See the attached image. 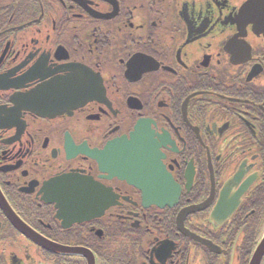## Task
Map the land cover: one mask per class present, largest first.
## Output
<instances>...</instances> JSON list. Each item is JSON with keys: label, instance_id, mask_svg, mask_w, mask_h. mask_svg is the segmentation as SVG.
<instances>
[{"label": "flooded vegetation", "instance_id": "1", "mask_svg": "<svg viewBox=\"0 0 264 264\" xmlns=\"http://www.w3.org/2000/svg\"><path fill=\"white\" fill-rule=\"evenodd\" d=\"M263 234L264 0H0V264H249Z\"/></svg>", "mask_w": 264, "mask_h": 264}, {"label": "water", "instance_id": "2", "mask_svg": "<svg viewBox=\"0 0 264 264\" xmlns=\"http://www.w3.org/2000/svg\"><path fill=\"white\" fill-rule=\"evenodd\" d=\"M40 110V109H38ZM139 135H141V132H139ZM137 135H134V137H136ZM111 151H114L113 149H110ZM107 151V149H106ZM116 159H118L119 157H115ZM126 164L127 166H130V167H136L138 166L137 162H136V155L134 153H131L130 156H128V158L126 159ZM14 222H13V225L21 232H24V228L25 226L18 220V218H16L14 216ZM43 240V244L45 247H47L48 249H51V250H57L59 249L60 247H58L56 244L52 243V242H49L47 240ZM61 250H64V249H61ZM264 255V234L263 236L261 237L254 253L252 254V257L249 261V264H260L261 262V259H262V256Z\"/></svg>", "mask_w": 264, "mask_h": 264}]
</instances>
